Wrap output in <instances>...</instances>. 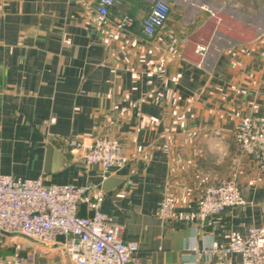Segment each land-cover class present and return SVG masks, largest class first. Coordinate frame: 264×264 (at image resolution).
I'll return each instance as SVG.
<instances>
[{
    "label": "crops",
    "instance_id": "0c3cea01",
    "mask_svg": "<svg viewBox=\"0 0 264 264\" xmlns=\"http://www.w3.org/2000/svg\"><path fill=\"white\" fill-rule=\"evenodd\" d=\"M157 1L121 0L104 18L98 0H0V175L102 188V210L139 245L134 264L241 262L192 248L264 227V171L235 138L244 116L264 117V25L241 0H162L169 19L149 38L142 24ZM124 16L135 20L128 30ZM99 137L118 139L127 159L105 181L70 148ZM231 178L246 205L202 222L205 189ZM166 196L169 221L159 216ZM26 243L29 264H69ZM3 247L0 264H14Z\"/></svg>",
    "mask_w": 264,
    "mask_h": 264
},
{
    "label": "built area",
    "instance_id": "2783aa9c",
    "mask_svg": "<svg viewBox=\"0 0 264 264\" xmlns=\"http://www.w3.org/2000/svg\"><path fill=\"white\" fill-rule=\"evenodd\" d=\"M120 3L121 0H98L96 12L108 18L111 9ZM170 13L167 3L155 2L143 21L144 34L149 38L155 36L165 27ZM134 24L130 16L117 22L123 30ZM205 51L204 47L199 48L200 53ZM235 138L242 152L264 171V117L244 116L236 127ZM70 148L79 153L80 163L87 172L98 166L103 181L114 169H121L127 163L123 146L116 138L73 139ZM104 199V190L95 185L47 187L42 179L18 180L0 175V231L15 234L13 239L38 247L57 246L49 249L61 251L72 264H134L139 245L121 238L122 227L102 210ZM246 203L237 179L232 178L205 189L197 203L198 216L206 222ZM81 206H85L88 216L79 215ZM174 209L175 198L166 196L159 210L160 218L171 220ZM192 251L200 256L213 252L241 257V262L226 260L223 264H264V227L251 228L243 238L232 237L225 247L192 248ZM33 259L30 251L13 256L14 264H29Z\"/></svg>",
    "mask_w": 264,
    "mask_h": 264
},
{
    "label": "rangeland",
    "instance_id": "374dc122",
    "mask_svg": "<svg viewBox=\"0 0 264 264\" xmlns=\"http://www.w3.org/2000/svg\"><path fill=\"white\" fill-rule=\"evenodd\" d=\"M241 1L244 5H246V7H244L245 9L248 7V10L246 9L244 11L247 12L248 14H251V16L257 18L260 25H264V0H241ZM251 3L253 5L252 12L249 10ZM73 153H75L78 157L80 156L79 153L75 152V150L73 151ZM0 245H4L3 247L4 250L14 249L15 254L21 252H28V251L34 254L36 253L34 252V250H32L33 248L32 246L29 245L30 247L27 248V243L25 240H15L6 237H0ZM45 260H46L45 264H64L62 259H60V256H57L55 258H45Z\"/></svg>",
    "mask_w": 264,
    "mask_h": 264
},
{
    "label": "water",
    "instance_id": "95a60500",
    "mask_svg": "<svg viewBox=\"0 0 264 264\" xmlns=\"http://www.w3.org/2000/svg\"><path fill=\"white\" fill-rule=\"evenodd\" d=\"M0 236H2V237H6V238H12V237H15L16 235L15 234H9V233H6V232H2V231H0ZM46 248H56L57 246H50V245H44ZM66 257V260H67V262L69 263V264H72L70 261H69V259L67 258V256H65Z\"/></svg>",
    "mask_w": 264,
    "mask_h": 264
},
{
    "label": "trees",
    "instance_id": "16d2710c",
    "mask_svg": "<svg viewBox=\"0 0 264 264\" xmlns=\"http://www.w3.org/2000/svg\"><path fill=\"white\" fill-rule=\"evenodd\" d=\"M84 210H86L85 206H81L80 210H79V215L80 216H88L89 215V213L88 212H84Z\"/></svg>",
    "mask_w": 264,
    "mask_h": 264
}]
</instances>
